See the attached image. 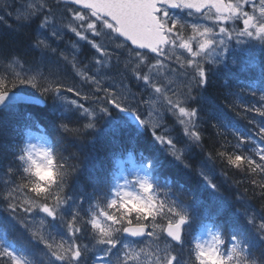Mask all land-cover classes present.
Here are the masks:
<instances>
[{"label":"snow or ice","instance_id":"obj_1","mask_svg":"<svg viewBox=\"0 0 264 264\" xmlns=\"http://www.w3.org/2000/svg\"><path fill=\"white\" fill-rule=\"evenodd\" d=\"M67 2L58 18L60 0H0V24L30 29L40 54L27 67L15 53L0 56V175L9 177L0 207L52 264H132L130 237L156 244L148 264H264V121L248 115L264 118V0ZM64 30L95 49L87 64L77 59L76 39L71 59L52 46ZM45 53L71 65L79 82L45 67ZM254 68L251 83L240 80ZM222 71L236 83L221 82ZM224 109L252 125L253 136L229 128ZM21 122L43 125L51 143L15 134ZM206 128L216 130L215 147ZM103 145L107 164L97 166L86 150L99 160ZM170 164L213 198L198 196ZM85 172L88 184L79 188ZM194 210L210 221L209 239L186 243ZM230 210L247 228L224 232L214 222L227 223ZM41 214L65 234L50 231ZM14 240L9 231L0 241V264H30Z\"/></svg>","mask_w":264,"mask_h":264},{"label":"trees","instance_id":"obj_2","mask_svg":"<svg viewBox=\"0 0 264 264\" xmlns=\"http://www.w3.org/2000/svg\"><path fill=\"white\" fill-rule=\"evenodd\" d=\"M51 4L55 5L57 4V1L51 0ZM60 4L62 1L60 0ZM67 6V4H65ZM9 23H11V20H9ZM30 29H25L23 33H15L8 27H6L3 24H0V56L7 57L8 55H11L15 53L18 57H22L23 59L20 60V64L27 67L28 65L33 64V62L36 60L37 57H39V52L37 50H34L29 42V35ZM72 33H66V38H72ZM61 43H64V41H61ZM91 47H88V45L85 43L81 44V52L77 56V59L82 62V64L88 63V60L92 53H95L93 49H90ZM3 70V64L0 63V73H2ZM258 75V69H251L248 73H244L240 75L241 81H246L251 83L255 77ZM226 78L219 77V80L222 82ZM231 83L235 84L236 81L231 80V78H228ZM18 88L27 89L29 86L27 85H19ZM34 91V90H32ZM243 100L245 103H254L255 100L250 95H245L243 97ZM226 114V125L231 128L235 129L236 132H239L242 136H253V132L250 130L252 128V125L248 124L246 120H243L239 117H236L234 113L229 111L228 109H224ZM250 118L256 119L258 121H264V118L255 116L254 114L249 113L248 114ZM43 125L41 126V129L37 128H25L24 123L21 122L20 124L15 126V134L22 135L26 137V134L28 131H31L34 134V137L32 141H35L39 135L41 134L45 141L48 143H51L52 137L49 135L48 131H42ZM205 137L208 141V144L210 146L215 147V141L217 139L216 137V130L206 128L205 129ZM223 139L222 137L220 138ZM229 140H233L231 135H228ZM234 142V140H233ZM100 147L99 152V160H97V152L95 149L89 148L87 149L88 158L90 160L96 161L97 166L99 164H107V161L105 160V156L107 154V146H98ZM251 147V145H250ZM198 159V157H196ZM169 170L173 172H178L181 176L186 178L189 185L192 186L193 190L196 192L198 196L205 197L207 199H212L213 194L209 192L206 188V186L202 185L197 178L192 176L190 173L186 172L185 170L181 169L179 165L176 164H170ZM235 179H241V176H235ZM9 177L0 175V184H2L4 181L8 180ZM217 179L219 177L217 176ZM88 184V172H85L83 175L79 177V180L77 181V187L83 188L87 186ZM231 216L227 223H225L220 218H215V223L220 225L222 230L224 232H229L234 229L238 228H247V225L244 223L243 215L235 212L234 210H230ZM207 221L210 224V221L200 213H196L194 210V224L200 221ZM9 231L12 232V234L15 236L14 241H9V243L13 244L17 250L18 253L24 254L28 260L30 261V264H37L39 261L42 263L50 262L51 260L48 258L47 253L43 246L33 241L27 231L15 220L13 219L5 210L3 207H0V241H3L6 239ZM194 235H191L190 233L188 236L185 237V242L193 241ZM185 248H187V244L185 245ZM181 258L186 259L187 258V252L183 251L181 252Z\"/></svg>","mask_w":264,"mask_h":264},{"label":"rangeland","instance_id":"obj_3","mask_svg":"<svg viewBox=\"0 0 264 264\" xmlns=\"http://www.w3.org/2000/svg\"><path fill=\"white\" fill-rule=\"evenodd\" d=\"M53 1H57V0H53ZM62 9H59L57 11L58 18L60 16ZM174 12L179 16H185V17L187 16L186 10L185 11L184 10H176ZM42 31L44 32V35H47L46 30H42ZM66 33H71V32L64 30V38L62 39V40H65L64 43H61V40L60 41H54L52 46L57 47L61 50H64L69 55V58L71 59L73 53H72L69 41H71V39L74 38V35L72 38H70V40H66L67 39L65 36ZM50 39H51V37H50ZM75 39L77 41L79 40V38H75ZM97 39H99V38L97 37ZM81 41H84V40H81ZM66 43L68 44V47L67 46L65 47ZM77 49H78V47H77ZM41 62L43 63V65L45 67H47L49 65L56 66V67L59 66V60L56 57H54L53 55H50L47 53L44 54ZM59 69L64 75H66L68 77L70 82H73V81L79 82L80 78L77 77L75 75V73L72 71L71 65L61 64L59 66ZM13 71L19 72L20 68L17 67L15 69H13ZM89 74H91V72H89ZM225 113L226 112L224 110V116L227 117ZM233 130H235V129H233ZM36 140H39L40 143L46 142L44 137L41 134L39 135V137ZM36 140L32 141V142H36ZM40 218L45 220V225L49 227L50 231H54L57 235H64L65 234L63 227L58 222L51 221V218H46L42 214H41ZM209 225L210 224H208L204 220L200 221L197 224L193 225V227H191L188 234L190 233L191 235H194L193 237L195 240H197V239L200 241L207 240V239H209V237L207 235ZM213 230H215V229H213ZM188 234L186 236H188ZM132 241H133L132 246L129 249L132 264H148L149 254L154 252L156 244L152 241L151 238H148V237H146L145 239L140 240V241H134V240H132ZM83 243H89V240L87 239L86 236L83 238ZM160 246L163 247V241L160 242ZM97 255H99V253H97ZM37 264H52V261L47 262V263L46 262L42 263L41 261H39Z\"/></svg>","mask_w":264,"mask_h":264},{"label":"flooded vegetation","instance_id":"obj_4","mask_svg":"<svg viewBox=\"0 0 264 264\" xmlns=\"http://www.w3.org/2000/svg\"><path fill=\"white\" fill-rule=\"evenodd\" d=\"M219 77H221V78H226V79L231 78L230 75H228V76H219Z\"/></svg>","mask_w":264,"mask_h":264},{"label":"water","instance_id":"obj_5","mask_svg":"<svg viewBox=\"0 0 264 264\" xmlns=\"http://www.w3.org/2000/svg\"><path fill=\"white\" fill-rule=\"evenodd\" d=\"M62 1L68 3L67 0H62ZM141 238H143V237H135V238H133V239H141Z\"/></svg>","mask_w":264,"mask_h":264}]
</instances>
